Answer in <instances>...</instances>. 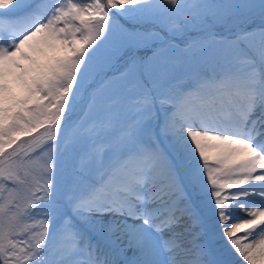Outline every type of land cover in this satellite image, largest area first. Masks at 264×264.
<instances>
[{"label": "snow or ice", "instance_id": "6c2138e0", "mask_svg": "<svg viewBox=\"0 0 264 264\" xmlns=\"http://www.w3.org/2000/svg\"><path fill=\"white\" fill-rule=\"evenodd\" d=\"M0 264H264V0H0Z\"/></svg>", "mask_w": 264, "mask_h": 264}, {"label": "rangeland", "instance_id": "374dc122", "mask_svg": "<svg viewBox=\"0 0 264 264\" xmlns=\"http://www.w3.org/2000/svg\"><path fill=\"white\" fill-rule=\"evenodd\" d=\"M73 2H78V0H73ZM40 132L43 133V129H40Z\"/></svg>", "mask_w": 264, "mask_h": 264}]
</instances>
